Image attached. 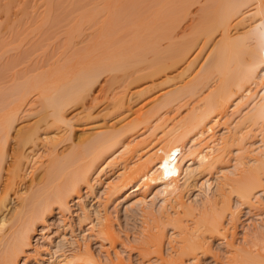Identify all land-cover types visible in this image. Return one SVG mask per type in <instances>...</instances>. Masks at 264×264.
<instances>
[{"label": "bare ground", "instance_id": "obj_1", "mask_svg": "<svg viewBox=\"0 0 264 264\" xmlns=\"http://www.w3.org/2000/svg\"><path fill=\"white\" fill-rule=\"evenodd\" d=\"M86 4L77 21L63 29V50L49 68L31 75L17 72L10 78L13 84H0V167L22 107L30 97L38 107L33 123L15 134L16 149L0 190V264H19L29 250L45 255L41 264H102L86 244L73 245L66 225L45 236L51 251L30 247L33 235L45 232L47 217L68 219L74 206L78 211L71 215L86 227L81 232L88 231L85 234L104 250L105 264H131L115 250L117 244L125 247L107 213L108 202L116 200L125 205L126 214L135 207L139 222L148 220L146 225L139 223L145 225L144 231L134 226L141 231L140 238L132 239L138 264H185V259L198 264L201 238L205 234L224 238L223 217H229L234 229L240 208L261 206L259 197L264 196V0H86ZM54 9L53 0H46L42 24L58 21ZM248 14L253 23L244 26ZM207 45L210 50L199 68L181 80L193 64L189 58ZM179 67L175 78L181 81L159 101L151 98L152 105L145 110L143 105L126 108V89L161 75L169 80V71ZM102 75L107 77L105 89L100 87V95H94ZM3 77L0 80L5 81ZM133 92L140 95L146 88ZM98 97L105 101L104 110L123 117L121 124L57 152V146L70 139L72 119H88ZM77 106L79 112L69 116L68 110ZM40 134H54L41 143L45 163L6 217L2 209L22 183L23 165L37 151ZM231 156L232 168L224 172L222 163ZM113 166L115 181L98 186ZM212 174L214 191L208 178L199 179ZM83 189L84 194L94 192L90 202L94 197L100 200L84 204ZM193 191L194 202H186ZM230 195L236 198L234 207ZM258 226L251 235L259 238L246 241L245 249L228 243L227 264H264V220ZM168 227L177 246L172 244L164 255ZM250 244L261 253L252 251ZM65 248H70L68 254Z\"/></svg>", "mask_w": 264, "mask_h": 264}, {"label": "rangeland", "instance_id": "obj_2", "mask_svg": "<svg viewBox=\"0 0 264 264\" xmlns=\"http://www.w3.org/2000/svg\"><path fill=\"white\" fill-rule=\"evenodd\" d=\"M45 2L46 0H0V31H1L0 32V78L1 76L2 77L5 76L3 77L5 78V81L4 79L0 80V84L2 83V81L10 84L13 78L12 76L16 75L17 72L20 73L26 70L28 72V75H31V74L39 73L49 68L51 62L63 50V43L65 41L63 29L70 28L77 21L79 17L78 14L89 6L86 4V0H53V5L55 6V9L52 12L56 14L55 17L56 19H58V21L54 23L52 20H49L48 23L42 24L41 20L43 19V16L45 14ZM197 8L198 5H195L191 9L192 10L191 14L194 15V17L196 16ZM246 16H247V21L245 22L244 26L253 23L252 19H248V16L250 15L248 14ZM209 50H210V46L207 45L201 53L196 54L198 51L196 50L192 54L189 60L191 61L194 60L193 64L191 68L183 75V78L181 80L188 79L194 74V72L199 68L204 58L208 54ZM10 62L13 63L12 67L10 65L11 64ZM14 62L16 63L15 66H13ZM6 66H9L11 68H8L7 70ZM5 67L6 70L4 71L3 68L5 69ZM181 70L182 67L169 71L168 73L169 80L168 79L164 80V76L161 75L156 80H148V81L140 82L134 85L133 87L126 89V95L129 98V101H127L126 108L134 109L140 105H143L144 110L148 109L152 105L149 103L148 100H150L151 98H155L157 101H159L165 92L170 91L175 85L179 84L178 82H180L181 80L178 81V78H175V75L181 72ZM106 78L107 77L105 75H102L99 78L93 90L94 95L98 94L100 87H103V89H105L104 81L106 80ZM6 84L4 86H6ZM2 86H0V89L2 88ZM138 87L146 88V92H143L140 95L135 94L136 92L133 91L135 88ZM34 99L35 97H30L27 104L22 107L15 129L12 131L11 137L4 147V153H3L4 160L2 166L0 167V190L3 187V184L6 182L7 169L13 159L12 157L13 151L16 149L15 142L17 138L15 137V134L17 133L18 130L22 131L24 128L30 126L35 119L33 111L38 109V107L36 106V104H33ZM104 105H105V101L102 100L100 97H98L92 104V107L90 109L91 115L88 119L79 118V120H76L78 116H76L74 120L72 119L73 128L70 134V139L61 142L57 146V152H61L71 143H77L82 139H84L85 137L93 135L99 130L110 129V126H113L114 129H116L121 124L120 120L123 118L122 116L126 113L127 110L123 111L124 113L121 114L122 118H119L120 117L119 115L111 114L109 111L104 110L103 108ZM79 110L80 109L78 106L71 108L68 110V114L69 116H73L76 113H78ZM218 130L219 131H217V133H220L222 131V129L220 128ZM53 135L54 134L39 135L40 144L37 147V151H35L33 157L31 156L28 157L23 165V169H22L23 181L20 185L14 188L13 192L9 195V198L6 201L7 204L6 208L2 209L3 214L6 217H9L10 213L17 207L19 196L23 195L27 191L26 188L30 184L31 180L34 179L37 176V174L41 171L46 160L44 156L45 148L42 147L41 143H43L44 139L47 138V136L52 137ZM231 158L232 156L226 158L222 163L221 168L224 172L232 168L231 166L233 164V160ZM115 169L116 168L114 166L107 168L106 172L101 176V180L100 179L98 180L100 181L98 186H100L105 181H110V182L115 181V175L117 173ZM218 170L219 168L214 169L215 172H218ZM96 173L94 174V176L96 175ZM219 174L221 173L219 172ZM213 175L215 174H212L211 176L209 175V177L208 176L203 177L204 175L199 177L201 181L203 178H204L203 180H205L206 178L209 179V182L213 185V187H211L212 191H214L215 189L214 187L215 176ZM84 190L85 189H83L80 192V195L83 203L85 204L90 202L89 196L93 197L94 192L84 194L83 193ZM196 192L197 191H193L192 193H190V195L185 197V201L187 202L188 200V202L189 201L194 202L193 200H195L194 196L197 194ZM224 192L228 194L227 191ZM263 197L264 196L262 195L259 197L261 199L259 200L262 201L261 206H259L260 203H258L259 205L255 203V206L257 205V207L254 206L256 212L255 210H253L254 208H251L250 210L249 209L247 210V208L246 209L240 208V212H238L239 214L237 213L238 220H235L236 222L233 225L234 229L230 228L229 217L228 216L223 217L224 225L225 228L227 229L224 238L222 235L210 237L208 234H205L201 238L202 248L196 251V253L198 254L197 255L198 264H227L228 257L230 256L227 254L228 253L227 246L229 242H232L235 248H242V249H245V243L246 245H249V243L252 240L254 243V240L257 238V236L256 238H253L251 233H254L259 227L258 224H260L261 226V222L263 223L264 220V213L262 214V212L264 211ZM99 200H100L99 197H94V199L91 200V202L99 201ZM117 201L118 200L108 202L107 213L111 217L113 221L114 229L119 233L120 237L122 238V241L125 244L124 245L125 247L123 248L121 247L120 244H117L115 245V250L120 253L121 257L125 261H130L131 264H138L140 262L139 260L140 256L136 254L137 249L135 247L137 244L135 243L136 241L134 242V240L135 238L136 239L140 238L141 236V234H139L141 233L140 230L144 229V227L142 228V226H145L148 220L146 219L147 220L145 222L146 224L144 223V221L142 223L139 222V219L142 220V218L139 216L140 215L139 211L138 213L134 211L135 207H132L133 209L130 210L131 212L129 211L130 213L128 212L129 214L128 213L126 214L123 210L125 205H123L122 203L117 205L116 204ZM91 202L89 204H91ZM236 203H237L236 198L230 195L229 204L232 207H234ZM77 211L78 210L76 209V206H74V208L73 207L70 208V213L73 215ZM257 212H259L260 214ZM124 213L126 214V216L124 215ZM255 213H257L256 217L253 216ZM71 214H69L70 218L68 219L64 218L63 220L62 217V221L59 218H57L59 215L58 216L52 215L51 217H47L44 223L45 232L33 235L31 239L30 247L32 249L36 248L38 250L47 247V249L50 250V246L45 244V236L48 234V232L49 234H53L54 231L57 230L59 231L61 225L62 226L66 225L68 228L65 230V232L69 231L71 237L72 238L74 237L73 239L74 242L71 241L74 243L73 245L76 246L83 243L86 244L93 252V254L102 261V264H105L106 255L104 250L98 246V243L95 240L88 237L89 234H85V232L88 233V231H85L84 233L81 232V230L82 229L85 230L86 227L82 225L83 223L78 224L76 218L73 217V215ZM257 216L262 217L260 218L262 219V221H260V219ZM71 221H73V223L69 224ZM139 223L141 224L144 223L145 225H141L140 227ZM189 223L190 222H187L186 224L190 225ZM148 225H150V221L148 222ZM134 226L135 227L137 226L138 229L140 230L136 232L135 230L138 229H136L137 227L134 228ZM37 228L40 229V227ZM170 231L171 230L168 227L167 230L165 231L166 233L164 232L165 233L164 238L166 240L168 239L167 243H165L166 240L164 239L165 241L164 242L165 244L163 246L164 255L169 251L170 247L177 246L176 242L175 244L173 243L172 240L173 236L171 235L173 233L171 232V234H169ZM247 233L248 235H246ZM135 234H137L138 236H135ZM167 235L171 236L172 238L168 237ZM54 237L55 236H53L52 239H54ZM169 238L172 240L171 243L169 242ZM65 239L70 242V237H68V233L65 235ZM246 241H248L249 243ZM251 244L250 247L252 251L254 250H257V252L260 251L258 248L257 249L252 248ZM250 247L246 249L250 251L251 250ZM69 249L70 248L63 249L65 250L64 253L68 254L70 252ZM259 253H261V251ZM43 258H46L45 255L42 254L37 255L29 250L20 259L19 264H21L23 261H24L23 264H34L35 260L39 261L41 264ZM137 259L139 261H137ZM185 262H186L185 264L187 263L190 264V261L187 262L186 259ZM49 264H55V263L51 262Z\"/></svg>", "mask_w": 264, "mask_h": 264}]
</instances>
